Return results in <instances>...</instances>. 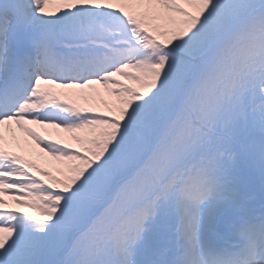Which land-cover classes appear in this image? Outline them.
<instances>
[{
	"label": "snow or ice",
	"instance_id": "obj_1",
	"mask_svg": "<svg viewBox=\"0 0 264 264\" xmlns=\"http://www.w3.org/2000/svg\"><path fill=\"white\" fill-rule=\"evenodd\" d=\"M0 264H264V0H0Z\"/></svg>",
	"mask_w": 264,
	"mask_h": 264
},
{
	"label": "rangeland",
	"instance_id": "obj_2",
	"mask_svg": "<svg viewBox=\"0 0 264 264\" xmlns=\"http://www.w3.org/2000/svg\"><path fill=\"white\" fill-rule=\"evenodd\" d=\"M102 92H103V90H102ZM34 147V146H33ZM37 152L39 151L38 149L36 150ZM48 158L47 157H42L41 156V158H38L37 160H36V162L38 163V164H40L41 166H45V161L47 160Z\"/></svg>",
	"mask_w": 264,
	"mask_h": 264
},
{
	"label": "bare ground",
	"instance_id": "obj_3",
	"mask_svg": "<svg viewBox=\"0 0 264 264\" xmlns=\"http://www.w3.org/2000/svg\"><path fill=\"white\" fill-rule=\"evenodd\" d=\"M102 91V90H101ZM18 135H20L19 133H18Z\"/></svg>",
	"mask_w": 264,
	"mask_h": 264
}]
</instances>
